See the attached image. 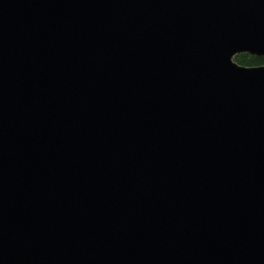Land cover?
<instances>
[{
    "label": "water",
    "instance_id": "obj_1",
    "mask_svg": "<svg viewBox=\"0 0 264 264\" xmlns=\"http://www.w3.org/2000/svg\"><path fill=\"white\" fill-rule=\"evenodd\" d=\"M264 0H0V264H264Z\"/></svg>",
    "mask_w": 264,
    "mask_h": 264
},
{
    "label": "trees",
    "instance_id": "obj_2",
    "mask_svg": "<svg viewBox=\"0 0 264 264\" xmlns=\"http://www.w3.org/2000/svg\"><path fill=\"white\" fill-rule=\"evenodd\" d=\"M235 61L240 63L241 65L244 64L246 66H252V65H263L264 64V58H258L255 56H250L248 54L242 53L241 55L235 56Z\"/></svg>",
    "mask_w": 264,
    "mask_h": 264
}]
</instances>
